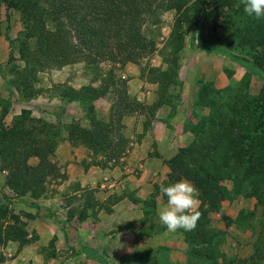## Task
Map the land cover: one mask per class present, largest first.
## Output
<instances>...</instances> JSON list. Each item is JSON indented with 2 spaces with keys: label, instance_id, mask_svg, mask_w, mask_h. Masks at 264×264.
Wrapping results in <instances>:
<instances>
[{
  "label": "trees",
  "instance_id": "trees-1",
  "mask_svg": "<svg viewBox=\"0 0 264 264\" xmlns=\"http://www.w3.org/2000/svg\"><path fill=\"white\" fill-rule=\"evenodd\" d=\"M4 1H8L9 8L14 6L22 12L24 27L29 30V37L17 39L18 59L24 64L22 67L13 64L10 68L12 85L26 100L39 95L35 84L39 72L60 67L73 59L74 62L78 58L76 49L93 52L96 55L94 63L100 60L137 62L146 48L143 26L148 15L161 4L160 0ZM186 1L171 0L169 6L181 12ZM195 5L199 13L195 21L199 45L217 56L230 57L245 69L244 77L239 85L231 84L225 89L217 88L213 80L199 85L194 97L193 116L196 121L185 123V130L191 133L192 141L180 147L166 161L169 167L166 180L155 183L154 190L146 199L128 191L109 197L108 203H101L94 198L93 191H85L78 197L83 204L77 208L70 206L68 218L78 215L80 220H84L96 207L97 210L112 212L113 205L128 197L141 205L143 225L149 224L151 233L164 232L165 226L155 220L160 185L168 186L186 178L201 193L198 208L201 216L197 228L189 232L179 230L188 246L187 264H235L238 259L222 248L227 231L213 227L210 214H221L228 227L234 219L225 212L223 202L244 197L256 200L255 209L241 210L237 220L254 227L253 217H256L255 211L259 207L264 217V19L248 17L243 11L242 0H197ZM175 32L173 54L178 57L184 46V31L179 26ZM10 43L15 50V41L10 40ZM14 59L12 52L9 60ZM176 62L172 59V67ZM254 75L263 80L257 93L250 90ZM58 91L56 94L60 99L78 102L87 111L88 126L76 120L65 129L66 138L73 145H82L92 153L93 159L87 167L99 165L107 168L119 164L129 146L122 121L125 115L134 114V103H137L130 98L127 88L118 87L120 98L111 108L109 121L99 119L95 114V102L109 93L108 85L95 86L91 82L81 88L67 87ZM157 104H154L155 110ZM0 105L3 106L0 167L7 172L6 186L20 197L29 196L34 200L51 197L54 192L49 189L47 178L58 172L51 155L55 154L64 138L63 128L33 116L27 108H23L13 124L8 126L4 118L9 113L11 100L2 98ZM139 137L141 139L142 135ZM33 157L38 158L35 164L29 163ZM4 198L7 202L0 205V244L11 240L23 247L34 237H29L28 223L22 217L35 219L40 208L32 202L38 213H16L8 204L9 197L4 195ZM70 200L68 205L75 202L76 196ZM162 200L166 201V198ZM97 210L93 215H97ZM68 221H63L64 226ZM64 233L68 242L66 227ZM83 248L86 257L98 264H116L102 249L89 245ZM161 248L167 250L165 246ZM261 253L264 254V250L261 251L256 243L253 254L239 260L252 264ZM123 263L159 264V260L146 263L139 252L125 255Z\"/></svg>",
  "mask_w": 264,
  "mask_h": 264
},
{
  "label": "rangeland",
  "instance_id": "rangeland-1",
  "mask_svg": "<svg viewBox=\"0 0 264 264\" xmlns=\"http://www.w3.org/2000/svg\"><path fill=\"white\" fill-rule=\"evenodd\" d=\"M196 1L187 0L183 11L179 12L175 8H170L171 0H160V7H157L158 9L154 13L148 15L143 26L146 48L137 62L100 60L98 63H94L93 59L96 55L94 56L93 52L76 49L75 53L78 58L74 62L73 59L60 67L39 72L35 83L39 95L34 99L26 100L12 85L10 68L13 64L19 65V67L24 64L18 59L17 39L19 37H29V30L24 27L22 12L14 6L9 8L8 1L0 0V99L9 98L11 104L13 103L8 118L9 121L12 119L13 122L17 113H20L21 109L27 108L32 111L33 116L46 119L56 127L63 128V135L67 136L65 130L67 125L76 120H81L84 126H88L90 122L86 119L87 111L78 102L64 101L56 93L58 89L81 88L91 82L95 86L106 84L109 89L108 94L100 97L95 102V114L99 119L109 121L111 108L120 98L117 91L119 86H125L130 98L137 102L134 103L136 108L134 114L125 115L122 121L126 126V133L129 138L127 153L119 162L122 169L117 167L113 173L105 171L104 174L91 172L82 184L81 180H76L75 177L79 178L80 168H85L84 170L88 171L86 169L88 168L87 164L92 161L93 155L84 146L83 149H80V146L73 145L69 140L62 141L59 145H67L69 142L71 147L76 148L77 153H65L64 145L62 148L58 145L55 154L51 155L52 163L58 168L56 175H50L47 178L48 187L54 192L52 197H60L61 189H64L63 183L67 185L69 183L65 182L67 178L68 181L72 179V187H69L70 184L67 186L68 191L64 201L69 203V201H72L70 199L76 196L75 202L69 205L72 208H77L83 204L78 200V197L85 191H93L94 194V191L97 190L99 191L98 195L103 196L113 190L114 193L110 197L128 191L136 194V190L128 184L123 189V183L128 181L131 184L135 180V176L140 177L145 171L146 163L149 164V168L154 167V169L155 164L158 163L157 172L149 179L151 186L146 190L147 193H150L151 190H154L155 183L160 184L166 180L169 172L166 161L180 147H184L192 141L191 133L185 130V123L188 120L196 121L193 116L194 97L199 85L206 80H213L219 89H225L231 84L239 85L245 75V69L230 57L217 56L209 49L199 45L195 33V21L199 18L195 5ZM184 11H187V13H183ZM187 14L189 15L188 20L185 21ZM188 21H190V24H187ZM178 25L184 31V46L179 53L180 56L177 57L173 54V51L175 50L177 33L175 30L179 27ZM9 39L15 41V50H12L13 46ZM12 52L16 60L10 61ZM172 59L177 61L176 64H173V67ZM262 85L263 80L258 75L252 76L251 92L257 93ZM155 103H158L156 110L154 109ZM204 112L206 113V110ZM139 135H142L141 139ZM100 159H103V157L100 156ZM37 161L38 158L33 157L29 160V163L35 164ZM108 179L111 183H114L112 188L108 183ZM100 180L105 181L106 185L98 188L96 185L97 181ZM76 183L80 185L76 187ZM12 193L13 195L10 196L9 201L19 203V206H16L17 212L14 208L15 205L11 207L12 210L19 213L18 211L21 209L22 212L27 213L23 209L24 205L20 204L25 197H20L13 191ZM64 201L59 209L64 207ZM105 202L102 201L101 203ZM255 203L254 198L246 199L244 197H239L234 201H225V210L234 219V223L228 227L220 218V215L214 214L212 216L214 224L223 227L227 231L224 247L230 256L238 259L235 264H248L246 261L241 263L239 259L245 260L252 255L256 243L261 247V251L264 250V217L261 207L255 211L256 217H253L254 227L247 226L245 222L237 220L241 210L252 211L255 209ZM67 210L65 209L63 212H67ZM22 219L26 220L24 216ZM78 219L72 220L75 224L69 222L78 232L75 230L72 232L71 243L68 244L65 252L63 250L60 252L62 264L66 262L67 264H98L86 257L83 248L85 245L93 247L92 224H84L85 227L81 231L77 226L79 221L81 223V220ZM155 220L159 223L158 215ZM144 226H146V223ZM27 231L29 232L28 226ZM122 232L124 231L121 228L111 230L112 238L116 240L111 245L110 254H107L114 259L116 264H124L125 255L139 252L142 253L146 263H152L154 259H158L159 264H178L172 257L167 256L170 255L168 250H156L153 245L146 247L135 244L136 240H133L132 236L123 237ZM35 235V232H33L34 238ZM263 255L261 253V256L255 258L252 264H264Z\"/></svg>",
  "mask_w": 264,
  "mask_h": 264
},
{
  "label": "crops",
  "instance_id": "crops-1",
  "mask_svg": "<svg viewBox=\"0 0 264 264\" xmlns=\"http://www.w3.org/2000/svg\"><path fill=\"white\" fill-rule=\"evenodd\" d=\"M12 106L13 103L11 104V107L9 109V113L4 118V122L6 125H12L15 118L21 113V111L20 113H17L13 122L12 119L9 121L8 118ZM2 110H3V106L0 105V116ZM63 137L64 138L62 141L68 140L66 138V135H63ZM63 145L60 144L59 146L62 148ZM80 147H81L80 149H83L82 145ZM64 150H66L65 153H69V154L77 153V151H75L76 148L71 147L69 142L67 143V145H64ZM148 165L149 164L146 163L144 173H142L140 177L135 176V180L131 184L128 181L123 183V189L125 188L126 184L130 185L132 189L136 190L137 196L141 199H146L147 196L151 194L152 190L150 193H147L146 191L151 186L150 183L151 181H149V179L155 174V172H157L156 168L158 169L157 167L158 163L155 164V169L154 167L149 168ZM117 167L122 169V167L119 164L107 168H103L99 165H92L86 168L88 169L87 172L86 170H84L85 168L83 169L80 168L79 171L81 172H79L78 174L79 178L77 177L75 178L76 180H81L82 184H84L88 175L91 174V172H96V173L98 172V174H104L105 171L108 173H113L114 170L117 169ZM152 169L154 170L153 172ZM6 173L7 172L5 170L3 171L0 167V205L2 203L7 202L6 199L4 198V195H7L9 199L13 195L11 189L7 187L5 183ZM65 182H69L68 183V185L70 184L69 187H72L71 186L72 179H69L68 181L67 178ZM104 182L105 181L102 180L97 181L96 186L98 188L104 187L106 185ZM108 183H110V187L112 188L114 183H111L109 179H108ZM68 185L63 183L64 186L63 190L65 191L63 192V190L61 189V192L59 194L60 197L51 196L50 198L47 199L45 198L40 200H34L32 198L25 197L23 199L24 201L20 202V204L24 205L23 209L26 212L32 214L38 213L37 208L31 205L32 202H36L40 208L39 215L35 219L25 218L28 223L27 224L28 230L30 232L29 237L33 236V232H35L37 237L34 238L32 242L24 245L23 247H20L18 242L11 240L8 241L7 243L4 242L3 244H0V264H62V258L60 252L62 250L65 252L66 249L68 248V244L71 243L72 232L75 230L72 227V224L73 223L75 224V222H72V220L75 218L78 219L77 218L78 215L72 217L71 219L67 217V215L69 214L68 208H70V206L68 205L67 202L64 201V198L67 196ZM79 185H80L79 183H76V187H78ZM98 193L99 191L97 190L94 191V198L99 201L101 200L100 202L102 201L105 202L114 192L113 190H111L110 192L104 194L103 196H99ZM63 201L65 202L64 207L59 209ZM105 203H107V201ZM165 203L166 201H163L161 199L160 202L158 203L157 210L158 208L164 206ZM8 204L10 205V207L15 205L14 208L15 211L17 212L16 208L19 206V203L8 202ZM224 204L225 202H223V207L225 210ZM52 207L55 208L53 209ZM65 209L66 210L68 209L67 212H63ZM94 210H97V207ZM94 210L92 211L91 216H89L84 220H81V223L79 221V224L81 226L79 224L77 225L78 228H80L79 230H81L83 227H85L84 224H89V223L92 224L93 247L106 250V252L110 254V250L112 249L111 245L116 240L112 238L111 230L115 228H121L124 231L122 232L121 235H123V237L132 236L131 238L133 240H136L135 244H141L142 246H146V247L153 245L156 248V250H162L161 247L167 245L168 246L167 250L170 253V255H167L168 257L169 256L172 257L173 260H176L175 262H177L178 264H187L188 246L184 241V237L182 233L179 230L176 233H168L166 230L160 233H155V232L151 233L150 232L151 230H149V225L147 224L146 226L143 225L142 219L144 214L141 205L133 203L128 197L123 198L117 204L113 205L112 212H107L104 209L97 210L98 212L97 215L95 216L93 215ZM18 212H22V210L20 209V211ZM225 212L227 213L226 210ZM214 214L220 215L221 218V214L219 213L210 214L213 227L223 230L224 229L223 227L216 226L214 224L212 217ZM63 221H68L65 226L63 224ZM69 222L70 223L72 222V224H69ZM64 227H66V230L68 232V238H69L68 242L64 233ZM75 231L78 232L77 230ZM122 243H123V239H122ZM224 243L222 244L223 245L222 248L228 254L227 249L224 247ZM65 264H67V262Z\"/></svg>",
  "mask_w": 264,
  "mask_h": 264
},
{
  "label": "clouds",
  "instance_id": "clouds-1",
  "mask_svg": "<svg viewBox=\"0 0 264 264\" xmlns=\"http://www.w3.org/2000/svg\"><path fill=\"white\" fill-rule=\"evenodd\" d=\"M242 3L248 17L264 19V0H242ZM159 193L157 200L166 198V203L158 208L157 215L168 233H176L181 229L189 232L197 228L201 216L198 211L201 193L191 181L182 178L168 186L161 184Z\"/></svg>",
  "mask_w": 264,
  "mask_h": 264
}]
</instances>
